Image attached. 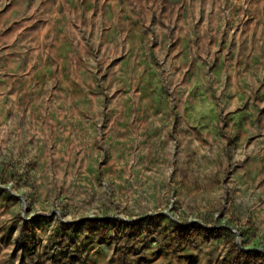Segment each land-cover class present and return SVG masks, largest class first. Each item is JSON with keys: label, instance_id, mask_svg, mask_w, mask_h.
Returning <instances> with one entry per match:
<instances>
[{"label": "rangeland", "instance_id": "1", "mask_svg": "<svg viewBox=\"0 0 264 264\" xmlns=\"http://www.w3.org/2000/svg\"><path fill=\"white\" fill-rule=\"evenodd\" d=\"M0 264H264V0H0Z\"/></svg>", "mask_w": 264, "mask_h": 264}]
</instances>
